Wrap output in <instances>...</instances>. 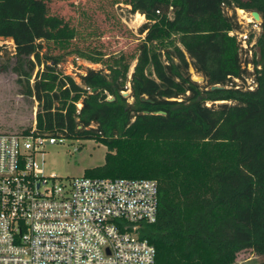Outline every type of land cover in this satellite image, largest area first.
Returning <instances> with one entry per match:
<instances>
[{"label":"trees","instance_id":"16d2710c","mask_svg":"<svg viewBox=\"0 0 264 264\" xmlns=\"http://www.w3.org/2000/svg\"><path fill=\"white\" fill-rule=\"evenodd\" d=\"M51 1L0 0V30L13 24L33 43L26 21L48 14ZM124 2L145 16L134 53L81 45L77 26L52 18L54 29H38L47 45L33 82L12 67L23 75L21 93L37 102L38 133L105 145L104 162L87 177L157 181L156 220L139 229L155 264H236L245 249L264 255V0ZM237 9L262 18L251 58L229 34L241 30ZM182 48L196 59L187 61ZM70 55L101 67L86 68L77 82L59 69Z\"/></svg>","mask_w":264,"mask_h":264},{"label":"built area","instance_id":"2783aa9c","mask_svg":"<svg viewBox=\"0 0 264 264\" xmlns=\"http://www.w3.org/2000/svg\"><path fill=\"white\" fill-rule=\"evenodd\" d=\"M249 23L259 28L253 17ZM229 34L251 58L256 34L250 42L249 34ZM65 139L38 133L35 122L0 131V264H155V247L139 229L156 220L157 181L46 175L45 146Z\"/></svg>","mask_w":264,"mask_h":264},{"label":"rangeland","instance_id":"374dc122","mask_svg":"<svg viewBox=\"0 0 264 264\" xmlns=\"http://www.w3.org/2000/svg\"><path fill=\"white\" fill-rule=\"evenodd\" d=\"M47 6L48 14L39 20L26 21L24 32L32 31L33 43H24L21 39L22 31L13 24H6L0 30V131H20L35 122L37 102L33 97L21 93L23 75L18 77L12 67L17 65L22 73H29L30 83L43 68L41 56L46 49L47 35L40 34V25L47 30L54 29L57 21H52V18H58L77 26L82 35L77 41L81 45L95 46L106 53L131 54L136 51L139 43L138 28L145 22V16L139 12L132 13L124 0H53ZM235 12L241 24L238 33H259L260 28L253 29L252 23H249L252 19L250 11ZM39 43L44 46L42 50L37 46ZM255 50L253 45L252 52ZM182 52L187 61L196 59L188 50L182 48ZM88 67L98 69L101 65L74 55L67 56L59 64V69L77 82L78 74L84 73ZM248 70L252 71L253 68ZM189 72L193 80L203 83L202 75L195 72L192 66ZM18 78L22 81H18ZM246 82H250V79ZM207 105L211 103L207 102ZM44 151V163L41 166L44 173H53L60 179H67L82 176L86 169L101 165L107 148L92 139H65L62 143L46 145ZM261 260H264V255L245 249L237 253L235 262L256 264Z\"/></svg>","mask_w":264,"mask_h":264},{"label":"water","instance_id":"95a60500","mask_svg":"<svg viewBox=\"0 0 264 264\" xmlns=\"http://www.w3.org/2000/svg\"><path fill=\"white\" fill-rule=\"evenodd\" d=\"M250 14H251V16L253 17V19L255 21H257V22H261L262 21V18H261L260 14L257 11H251ZM201 79L203 80V77H201ZM216 88H221V86H219V85L211 86V89H216ZM93 91H96V89H93ZM127 94H128L127 92H123L124 96H126ZM142 100H145V98L142 97ZM158 113H162V112L159 111Z\"/></svg>","mask_w":264,"mask_h":264},{"label":"bare ground","instance_id":"6f19581e","mask_svg":"<svg viewBox=\"0 0 264 264\" xmlns=\"http://www.w3.org/2000/svg\"><path fill=\"white\" fill-rule=\"evenodd\" d=\"M241 12H242V10H241Z\"/></svg>","mask_w":264,"mask_h":264}]
</instances>
